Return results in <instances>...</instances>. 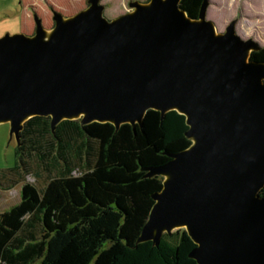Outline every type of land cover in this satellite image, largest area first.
Here are the masks:
<instances>
[{
    "label": "water",
    "instance_id": "95a60500",
    "mask_svg": "<svg viewBox=\"0 0 264 264\" xmlns=\"http://www.w3.org/2000/svg\"><path fill=\"white\" fill-rule=\"evenodd\" d=\"M100 0L71 17L53 12L46 30L0 36V123L20 144L24 122L49 116L141 124L149 109L185 116L190 145L169 154L147 176L162 188L137 242L158 244L184 228L197 264H264V62L261 45L243 39L234 20L217 32L180 0L132 1L113 19Z\"/></svg>",
    "mask_w": 264,
    "mask_h": 264
},
{
    "label": "trees",
    "instance_id": "16d2710c",
    "mask_svg": "<svg viewBox=\"0 0 264 264\" xmlns=\"http://www.w3.org/2000/svg\"><path fill=\"white\" fill-rule=\"evenodd\" d=\"M201 1L179 6L196 17ZM250 59L264 62V45ZM49 122L33 116L20 131L21 165L2 188L22 184L19 201L0 212V264H197L184 228L137 242L162 188L163 177L147 173L191 143L183 114L149 109L141 124L118 129L64 119L52 132ZM31 154L46 172L40 185L22 180Z\"/></svg>",
    "mask_w": 264,
    "mask_h": 264
},
{
    "label": "rangeland",
    "instance_id": "374dc122",
    "mask_svg": "<svg viewBox=\"0 0 264 264\" xmlns=\"http://www.w3.org/2000/svg\"><path fill=\"white\" fill-rule=\"evenodd\" d=\"M148 3L149 0H100L103 16L113 19L133 9L130 2ZM88 6L87 0H0V36L5 33L22 32L32 35L35 32V15L43 27L50 30L54 26L53 12L63 17H71ZM206 18L214 22L217 32H224L234 20L235 32L243 39H252L264 45V0H209ZM8 122L0 123V212L19 201L22 182L13 184L10 189L2 188L9 175L21 165L22 152L18 144L10 138ZM29 173H21L23 181L37 185L43 181L46 172L38 165L34 154L26 157ZM77 173V172H76ZM75 173V174H76ZM16 180L17 176L13 175ZM176 230V229H175ZM173 230V231H175Z\"/></svg>",
    "mask_w": 264,
    "mask_h": 264
},
{
    "label": "flooded vegetation",
    "instance_id": "af4514ba",
    "mask_svg": "<svg viewBox=\"0 0 264 264\" xmlns=\"http://www.w3.org/2000/svg\"><path fill=\"white\" fill-rule=\"evenodd\" d=\"M35 16H37V15H35ZM32 34H34V31H33V33Z\"/></svg>",
    "mask_w": 264,
    "mask_h": 264
}]
</instances>
